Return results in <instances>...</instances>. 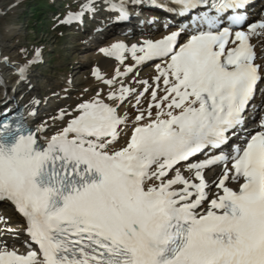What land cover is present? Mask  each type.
<instances>
[{"label":"snow or ice","instance_id":"snow-or-ice-1","mask_svg":"<svg viewBox=\"0 0 264 264\" xmlns=\"http://www.w3.org/2000/svg\"><path fill=\"white\" fill-rule=\"evenodd\" d=\"M170 3L180 6L181 15L200 8L216 15L200 17L207 29L181 46L183 30L142 46L117 43L102 49L120 65L125 53L137 65L154 60L163 65L156 66L155 86L139 82L144 92L153 88V103L141 111V97L135 96L137 126L126 146L110 147L127 126V114L118 108L135 90L126 86L107 95L118 101L116 106L99 92L79 104L46 146L38 145L35 133L19 128L11 138L0 132V201L18 208L39 247V254L0 248V264H264V131L245 138L231 156L221 152L188 164L192 179L177 168L198 154L222 149L243 127L264 79L250 42L264 34V22L249 25L247 33L219 27L220 17L229 12L235 14L230 24L240 25L249 0ZM86 4L85 14H92L95 0ZM109 7L128 15L127 0ZM134 71L117 68L116 79ZM96 77L110 87L116 83L99 70ZM161 78L164 94L158 97ZM213 166L223 171L216 182L221 191L210 199L204 172ZM230 178L243 181L239 191L228 186ZM205 201L208 209L198 211Z\"/></svg>","mask_w":264,"mask_h":264},{"label":"rangeland","instance_id":"rangeland-1","mask_svg":"<svg viewBox=\"0 0 264 264\" xmlns=\"http://www.w3.org/2000/svg\"><path fill=\"white\" fill-rule=\"evenodd\" d=\"M50 0H0V36L2 42L10 46L13 50V56L20 60L23 66H27L30 70L31 67V85L33 91L36 89L38 95L37 101L41 103L39 107L40 113H48V118L53 121L60 119V114L65 113V120L69 121L72 117L67 115L72 113L75 115V108L86 101L93 100L97 93H101L107 85L96 77V67L88 63L89 55L99 53L98 44H91L88 40L82 41L80 32H70L67 35L61 33V30H70V27L60 26L61 23L66 22L72 14L71 2L68 0L62 9L63 0H54L53 3H48ZM49 4L48 7L44 6V17L47 19L45 30L41 34L34 33V27L37 24L34 20V10L40 9L42 5ZM64 3V2H63ZM52 4L54 6H52ZM55 8L53 14H61V19L52 23V16L50 8ZM264 8V7H263ZM101 9V8H100ZM99 9V10H100ZM32 10L31 17H27L26 13ZM60 10V11H59ZM264 13V9H263ZM54 15V16H56ZM100 15V14H99ZM21 16L23 18H21ZM43 17V18H44ZM57 18V16H56ZM94 18H96L94 16ZM13 29L16 35L8 36V30ZM75 35V36H73ZM91 36H89L90 38ZM92 38V37H91ZM94 43V42H92ZM106 43V42H105ZM93 46V47H92ZM37 66V68L32 67ZM156 65V64H155ZM30 66V67H29ZM38 66L40 68L38 69ZM156 66L145 65L139 72L131 79V87H137L138 83L142 80L149 81L156 71ZM28 70L27 79L30 75ZM154 72V73H153ZM151 76V77H150ZM129 79V78H128ZM28 80H26L27 83ZM137 82V83H136ZM29 83V82H28ZM27 83V84H28ZM35 88V89H34ZM104 88V89H103ZM141 89L137 90L140 93ZM143 94V93H142ZM144 94H149L144 92ZM130 97L126 100L129 102ZM144 100V97L142 98ZM141 99V104L142 100ZM48 103H45V102ZM124 102L123 106L127 104ZM115 101L114 103H116ZM125 104V105H124ZM57 105L56 109L50 110L49 107ZM134 105V104H133ZM140 106V105H139ZM131 109L132 106H129ZM133 108H136L133 106ZM47 118V116H44ZM123 139L122 137L119 138ZM0 217L5 220L12 219V210L7 206L0 209ZM9 214V215H8ZM17 223L14 222L9 227H16ZM9 239L15 244L20 245L24 239L20 233H8Z\"/></svg>","mask_w":264,"mask_h":264},{"label":"bare ground","instance_id":"bare-ground-1","mask_svg":"<svg viewBox=\"0 0 264 264\" xmlns=\"http://www.w3.org/2000/svg\"><path fill=\"white\" fill-rule=\"evenodd\" d=\"M108 1L109 0H106V3H107L106 6H109ZM135 1H139V0H127V4L130 5L131 3H134ZM114 2H117V1L116 0L112 1V3ZM128 8H130V6H128ZM0 16H1V13H0ZM106 24L108 25V23ZM104 30H106V28ZM7 35L8 36L16 35V32L10 28L8 30ZM263 37L264 36H262V38L258 36H253V40L258 44L259 52L264 51V38ZM118 39H120V35H115L114 37H112V39H110L111 41H107L106 43L101 44L99 47L102 49H105V48L110 49L113 46L112 43H114ZM2 40L3 39L0 36V103L7 100L8 97H10L12 93L18 92L16 96L18 99V103L23 105V107H25L26 113L27 112L30 113L31 111L33 112L35 109H39L41 104L38 103L37 101V97H38L37 93L33 91L32 87H30L32 83L31 82H29L28 84L26 83L27 73H28L29 68L27 66H23L20 60L16 59L13 56L12 48L8 46L7 44H5L4 42H2ZM87 61L88 62L83 66H88V63H91L96 67L97 70H99L100 74L105 79H115L116 80V83L114 86L110 87L107 85L106 87H104L105 89L103 88L104 90L102 92L101 99H103L105 103H108L112 106H116L118 104V101L114 103L115 101H109L106 99V97L109 93L116 91L121 86L130 87L135 90L134 95L129 96L130 97L129 102L126 101L127 104L126 105L124 104L125 106L120 104L118 108V112L122 116L124 114H127V126L124 128V132L120 136L123 139L118 140L115 145L110 146V147L121 148L123 146H126L134 127L137 126L136 116L139 114L137 111V107L130 109L129 106H132V104L136 102L135 96L139 95L141 98L144 97V100L142 99L143 100L142 104H140L139 106L140 110L143 111L144 109L148 108V105H151L153 103L151 101V95H150L153 88L148 89L146 93H149V94L147 95V94H144V91H143L145 85L138 83L137 87L129 86L131 84V79L133 78V76H135L138 73L139 69L142 66V65H137L136 62L130 58L129 54L126 55L125 65H120L119 62L115 60L114 57H105L103 53L90 54L89 60ZM261 64L263 66L262 68H264V60L261 61ZM157 65L163 66L162 62L156 63L155 66ZM127 66L133 67L135 71L131 74H128L127 77L116 79V75H115L116 69L119 68L121 72H124ZM16 69L21 71L22 73L21 76L17 73ZM157 76H158V72L156 70L152 78L151 79L149 78V81H148L149 84L155 86V81H156ZM162 79L163 78H161V85L157 92L158 97L164 94V90H163L164 86L162 84ZM139 89H141V91L140 93H137V90ZM263 101H264V94H262V96L259 99V102H263ZM32 112L30 114V117L33 116ZM152 113H153V116H155L157 113V109L153 108ZM34 121L36 122L35 128L37 129L39 138L41 140L40 143L45 146L50 142L53 136L58 134L62 130L63 127L67 126V122H68L67 120H65L63 123H60L59 120L53 121L51 120V118H48V116L47 118L45 117L39 118V119H35ZM146 122L147 121H145L144 123ZM187 166L188 164L184 166H180L178 168L186 178L192 179L193 175L191 174L193 173H190L187 170ZM222 171H223L222 168H217L216 175L214 176H210V174L207 175L211 183L210 188L208 190V195L210 199L215 198L216 193L221 191L218 188H216V182L218 181L219 177L222 175ZM171 175H173V173H171L170 176ZM230 181L233 183L236 182L235 180L231 178L228 182ZM176 187L179 188L181 186H176ZM208 207H209L208 202L205 201L202 204L201 208L198 209V211L205 212L208 209ZM2 235L6 236V234H2ZM4 248L13 249L20 254L25 253L26 251L24 246L16 245L12 241L4 245Z\"/></svg>","mask_w":264,"mask_h":264},{"label":"trees","instance_id":"trees-1","mask_svg":"<svg viewBox=\"0 0 264 264\" xmlns=\"http://www.w3.org/2000/svg\"><path fill=\"white\" fill-rule=\"evenodd\" d=\"M43 16H44L43 9L40 8V9L36 10V15H35L34 19H36V21L39 22V21H41L43 19Z\"/></svg>","mask_w":264,"mask_h":264}]
</instances>
